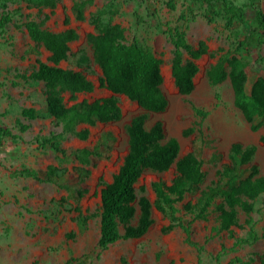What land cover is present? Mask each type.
Returning <instances> with one entry per match:
<instances>
[{"label": "rangeland", "instance_id": "374dc122", "mask_svg": "<svg viewBox=\"0 0 264 264\" xmlns=\"http://www.w3.org/2000/svg\"><path fill=\"white\" fill-rule=\"evenodd\" d=\"M4 1L0 0V11H8L12 18L5 27V33L0 34V126L12 129L21 135V139L0 140V264H64L70 257L76 259L71 264H215L212 255L222 247L229 249L233 240L226 231H218V213L214 208L206 220L192 223V239L204 246L200 263L196 249L185 242V235L180 228L163 231L169 222L154 207L151 208L153 222L143 236L119 239L102 251L97 246V240L100 190L103 183L112 180L127 153L126 127L136 115H146L147 128L160 120L165 137L178 140L179 156L189 152L197 155L205 173L201 189L214 180L216 171L229 161L228 152L233 142L256 145L253 162L260 173H264V144L259 141L264 129L261 127L254 131L250 128V124L233 104L228 80L212 85L206 76V70L216 62L218 54L231 45L233 37L229 36L223 22L220 19L207 22L202 17L203 7L191 0H171L175 4L174 10L165 5L168 0H117L119 13L114 17V22L126 29L127 41L136 36L151 47L161 60V70L163 67L170 68L173 47L160 22H168L172 27H184L181 21H177V17L188 6L197 16L187 23L186 40L194 47L203 41L207 53L196 61L199 71L194 77V89L190 94H180L174 82L167 86L163 75L161 90L167 99V107L163 112L145 111L136 102L117 94L115 96L121 109V118L107 123L96 122L92 126L77 125L76 130L87 128L89 131L87 139L82 140L71 133L62 132V123L46 115L43 82L17 79L18 84L13 86L11 81L17 73L28 74L36 67L37 61L46 62L49 56L47 50L29 39L24 28L20 27L21 23L27 15L40 21L44 14H51L44 28L61 31L72 27L79 35L77 40L69 43L72 56L59 65L82 72L94 85L93 91L88 93L81 92L73 96L68 92L63 93L65 104L70 106L75 102H92L111 96L110 91L100 86L101 70L94 63L92 50L86 42V35L93 31V27L87 20L75 19L73 0H60L52 12L49 9L39 12L23 0ZM108 1L95 0L85 11L86 19ZM230 1L237 5L247 2ZM259 5L264 12V0ZM153 10L156 16H152ZM135 12L141 17L139 22ZM65 19L68 20L67 25ZM252 21L253 11L247 8L245 23L234 26L238 37L247 32ZM184 57L188 58L187 55ZM241 58L245 63L249 88L256 77H264V45L242 52ZM28 107L37 110V118L26 119L21 116V109ZM194 108L203 109L208 115L202 119L195 114ZM17 119L28 124L29 129L21 133L15 124ZM52 132L61 133L58 145L67 154L61 155L49 146L40 148L37 145L36 137H48ZM103 133H109L114 140L102 143L98 148L99 158L91 157L87 165H82L70 155L75 149L92 148ZM49 165L56 168L61 186L12 175L13 171L22 168L43 174ZM80 169H86L88 175L84 177ZM175 174L174 165L164 172L145 170L135 184L137 196L144 195L153 202L155 193L151 183L161 180L169 184ZM77 190L83 191L82 197L78 199ZM198 196L199 191L186 194L177 205L185 222L189 216L184 215L182 205L195 202ZM138 215L136 206L131 225L136 224ZM250 217L255 231L258 234L264 232V193L256 200ZM245 219V213L239 209L238 223L244 225ZM123 230L121 226L120 231ZM234 230L238 236L245 237L248 226L245 229L234 227ZM263 250L264 239H260L235 252L222 255L220 264H226L234 256L249 261V264H259L255 254Z\"/></svg>", "mask_w": 264, "mask_h": 264}, {"label": "trees", "instance_id": "16d2710c", "mask_svg": "<svg viewBox=\"0 0 264 264\" xmlns=\"http://www.w3.org/2000/svg\"><path fill=\"white\" fill-rule=\"evenodd\" d=\"M29 7L37 8L39 12L56 8L60 0H23ZM95 0H73L72 12L78 21L87 20L93 27V31L86 35V42L92 50L93 61L101 70L99 83L112 93L111 96L94 100L92 102L81 101L67 106L63 99V93L68 92L72 96L76 93H88L93 91L94 85L86 76L71 68H63L59 64L72 56L69 43L78 39L76 29L67 27L61 31H51L43 27L51 14H44L40 21L25 17L21 23L29 39L37 46H42L49 52L46 62L37 61L28 74L17 73L11 81L13 86L22 81H41L44 83L45 107L48 117L58 123H62V132L71 133L79 139L88 137V129L76 130L79 124L94 125L96 122H113L121 118V109L115 95L121 94L148 112H163L167 107L161 84V60L152 51L151 47L142 40L133 36L127 41L126 29L114 22L118 15L119 2L109 0L102 7L91 12L86 19L85 11L94 4ZM203 7L202 17L212 23L216 19L223 22V27L232 38L231 45L218 54L216 62L206 70L208 81L212 85L225 80L233 93V104L240 111L243 118L250 124L254 131L264 129V77H256L250 87L247 88L248 77L245 71V63L241 53L248 49L259 48L264 45V12L259 3L261 0H247L244 5H237L230 0H191ZM3 2H5L3 0ZM1 5V4H0ZM168 9L174 10L175 4L168 0L165 2ZM253 11V21L247 32L238 37L234 26L244 24L246 9ZM137 22L141 17L134 13ZM156 16L155 11L151 12ZM197 13L188 6L180 12L177 21H181L184 27L170 26L168 22H160L164 27L163 32L169 37L172 44V59L170 63L171 76L178 92L182 95L190 94L194 89V77L199 71L197 60L207 53V46L200 41L196 47L186 40L187 23L193 21ZM12 15L8 11H0V34L5 33V27L11 22ZM64 23L67 25L68 20ZM187 55L188 58H185ZM194 112L200 118H205L208 112L194 108ZM21 116L26 119H35L38 112L33 107L23 108ZM146 115L134 116L126 127L128 138V150L116 173L110 182L103 183L100 190L99 207V236L97 246L100 251L108 248L119 239H133L143 236L152 224L151 208L164 215L168 225L163 229L169 232L175 227L180 228L185 235V242L194 247L200 254L204 246L192 239V223L196 220H206L211 209L218 213V231H226L233 242L229 249L222 247L220 251L212 255L215 264H220L222 255L235 252L244 245H249L264 239V232L258 234L254 229V222L250 214L254 211L255 202L264 193V173L261 174L258 166L253 162L256 145H243L233 142L228 152V162L224 163L216 171V178L204 189L205 173L202 170V161L194 152L179 156L180 146L176 138H166L163 123L155 121L150 127L145 126ZM19 131L25 132L29 125L19 119L15 121ZM61 133H50L48 137H36V143L40 148L49 146L56 153L67 154L58 145ZM19 140L21 135L14 133L8 127L0 126V140ZM113 141L109 133H103L92 148L75 149L70 152L82 165L89 163V158L97 157L98 148L103 142ZM259 141L264 144V132ZM175 166V177L169 184L164 181L151 183L155 193V199L151 202L146 196L139 197L135 191V184L145 170L155 172L167 171ZM84 177L88 175L86 169ZM14 176L30 177L38 182L57 184L56 168L47 166L43 174H39L29 168H22L12 172ZM199 196L195 202H186L182 205L184 215L189 216L184 221L177 205L183 201L186 194L196 193ZM83 191L77 190V199L81 198ZM219 201V202H217ZM139 215L135 225L130 222L136 213ZM239 209L245 213L244 225L238 223ZM123 227V232L120 227ZM248 226L247 236H238L234 227L245 229ZM259 264H264V250L255 254ZM74 257L67 259L64 264H71ZM249 264L240 257H232L226 264Z\"/></svg>", "mask_w": 264, "mask_h": 264}, {"label": "bare ground", "instance_id": "6f19581e", "mask_svg": "<svg viewBox=\"0 0 264 264\" xmlns=\"http://www.w3.org/2000/svg\"><path fill=\"white\" fill-rule=\"evenodd\" d=\"M162 75L166 78L167 86H169L173 82V78L171 76V70L169 67H163L161 70Z\"/></svg>", "mask_w": 264, "mask_h": 264}]
</instances>
